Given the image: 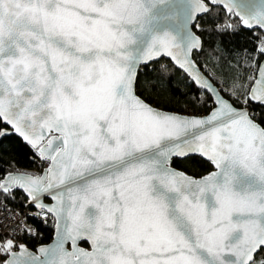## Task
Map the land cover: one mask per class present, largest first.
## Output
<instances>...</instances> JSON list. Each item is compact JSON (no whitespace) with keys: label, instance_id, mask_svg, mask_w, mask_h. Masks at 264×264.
<instances>
[{"label":"snow or ice","instance_id":"snow-or-ice-1","mask_svg":"<svg viewBox=\"0 0 264 264\" xmlns=\"http://www.w3.org/2000/svg\"><path fill=\"white\" fill-rule=\"evenodd\" d=\"M241 27L254 52L217 42L201 58L199 33ZM261 56L264 0H0V141L40 161L0 165V225L17 221L0 264H264ZM154 91L205 112L156 107ZM195 157L213 170L174 166ZM17 190L36 209L22 220L7 204ZM29 216L55 230L35 252L13 238L37 235Z\"/></svg>","mask_w":264,"mask_h":264},{"label":"trees","instance_id":"trees-1","mask_svg":"<svg viewBox=\"0 0 264 264\" xmlns=\"http://www.w3.org/2000/svg\"><path fill=\"white\" fill-rule=\"evenodd\" d=\"M219 16L220 18L216 22L222 23L225 18V11L223 10V8L219 10ZM200 21L202 22L204 28H209L212 24V21L209 20L208 17L201 16ZM233 21L238 23L239 19L237 17H233ZM199 35L202 36L204 41L205 52L200 54L202 59L206 58L208 50L213 47V45H215L217 42L222 43L224 49L227 50L229 55L235 52H239L243 49H248L250 52H254L255 50L252 32L246 30L243 27L239 28L235 33H225L222 36L214 32L209 33L208 31L201 32L199 33ZM260 58L261 57H259V59ZM165 62L167 61L161 60L158 63L149 64L147 68H142L140 71V81L143 82L149 77H154L156 75V71H153V69H156L158 71L159 63ZM176 75L178 76L179 74ZM175 78L176 77H173L174 80ZM138 94L146 95V93ZM164 96H166V93H160L159 98L162 99ZM157 99L158 98L154 91L152 96L149 97L148 102L164 109L175 110L187 114H191L194 111L199 113L205 112V109H195L191 104H189L187 106V109H185L182 103H157ZM251 110L255 112L261 111L259 105H252ZM0 127H3V125H0ZM32 157L33 155L30 148L27 147L17 136L12 135L0 141V165H2L4 168H7L11 161H15L16 166L19 168H32L34 166V161ZM174 166L178 167L183 171H186L188 174L191 175H201L211 169V166L199 157L189 158V160L183 162L177 161ZM14 196L15 199L7 200V204L12 208L19 210L25 207L31 210H36L30 205L26 206V197L24 196L22 191L17 190L14 193ZM0 199H2V196H0ZM29 220H31L34 229H36L37 235H23L18 238L16 242L18 244H26L29 249H33L36 245L49 241L53 228L51 220H49L47 225L40 220L34 219L33 217L29 218Z\"/></svg>","mask_w":264,"mask_h":264},{"label":"built area","instance_id":"built-area-1","mask_svg":"<svg viewBox=\"0 0 264 264\" xmlns=\"http://www.w3.org/2000/svg\"><path fill=\"white\" fill-rule=\"evenodd\" d=\"M30 150H31V149H30ZM31 152H32V151H31ZM32 155H33V153H32ZM32 159H33V161H34V166H33L32 168H21V169H28V170H36V171H39V170H40L39 167H38V165L40 164L39 159L36 158V159L34 160V157H32ZM44 166L46 167L47 165L45 164ZM26 203H27V199H26ZM8 206H9V205H8ZM9 207H10L14 212H15V210H17V209L12 208L11 206H9ZM35 211H36V210H31V209H28V208L23 207V208L19 209V213H20V215L17 217V220H22V219H24L26 213H29V212H35ZM5 215H7L6 212H0V218H2V217L5 216ZM31 217H32V216H29V217L27 218V220H26V225L31 226L32 228H34V226H33L32 222H31V220H29V218H31ZM33 218L42 221V220H41L40 218H38V217H33ZM42 222H43V221H42ZM16 223H17L16 220H9V221H6L3 225H0V239H4V238H6V235H7L8 231H9V228L12 227L13 225H15ZM23 235H29V234H27V233H23V234H20V235H14L13 238H14L15 240H17L18 238H20V237L23 236Z\"/></svg>","mask_w":264,"mask_h":264},{"label":"water","instance_id":"water-1","mask_svg":"<svg viewBox=\"0 0 264 264\" xmlns=\"http://www.w3.org/2000/svg\"><path fill=\"white\" fill-rule=\"evenodd\" d=\"M260 2V0H236V4L239 6V10H242V11H246V10H248L253 4H258ZM237 9H234V11H236ZM238 19H239V17H237ZM260 60H262V61H264V56H261V58H260ZM155 106V105H154ZM156 107H159V106H156ZM160 108H162V107H160ZM162 109H164V108H162ZM165 110H168V111H175V110H169V109H165ZM179 112V111H178ZM182 113V112H181ZM183 114H187V113H183ZM181 170V169H180ZM213 169H212V167H211V169L209 170V171H212ZM208 172V171H207ZM206 173V172H205ZM204 173V174H205ZM189 175H191V174H189ZM202 175V174H201ZM23 193V192H22ZM24 194V193H23ZM24 196L26 197V199H27V196L24 194ZM51 201L50 200H48V199H45V203H50ZM33 207V206H32ZM52 234H51V238L49 239V241H47V242H45V243H42V244H38V245H36L33 249H30V250H32L33 252H35L36 251V248L38 247V246H40V245H48V244H50V243H52L53 242V237H54V232H55V230H54V227L52 226ZM79 246L80 247H83V248H89V244L86 242V241H81L80 243H79ZM67 247L69 248V250H70V248H71V245L69 244V245H67Z\"/></svg>","mask_w":264,"mask_h":264}]
</instances>
